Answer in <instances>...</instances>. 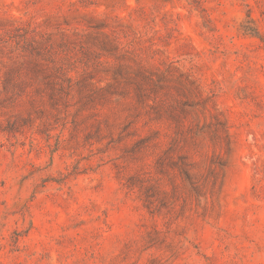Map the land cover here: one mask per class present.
Returning a JSON list of instances; mask_svg holds the SVG:
<instances>
[{"label": "rangeland", "instance_id": "obj_1", "mask_svg": "<svg viewBox=\"0 0 264 264\" xmlns=\"http://www.w3.org/2000/svg\"><path fill=\"white\" fill-rule=\"evenodd\" d=\"M0 264H264V0H0Z\"/></svg>", "mask_w": 264, "mask_h": 264}, {"label": "trees", "instance_id": "obj_2", "mask_svg": "<svg viewBox=\"0 0 264 264\" xmlns=\"http://www.w3.org/2000/svg\"><path fill=\"white\" fill-rule=\"evenodd\" d=\"M22 64H24L23 61H20L18 63L10 64L9 67H8V74L13 73L14 71H18L19 68H27V69L31 68V70H33V68L30 67L29 65L20 66Z\"/></svg>", "mask_w": 264, "mask_h": 264}]
</instances>
